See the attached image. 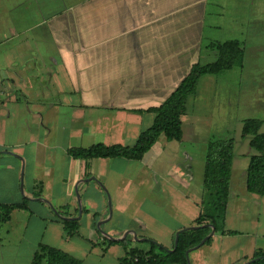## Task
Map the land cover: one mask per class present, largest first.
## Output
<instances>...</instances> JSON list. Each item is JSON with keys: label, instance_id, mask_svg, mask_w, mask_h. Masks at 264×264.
<instances>
[{"label": "crops", "instance_id": "0c3cea01", "mask_svg": "<svg viewBox=\"0 0 264 264\" xmlns=\"http://www.w3.org/2000/svg\"><path fill=\"white\" fill-rule=\"evenodd\" d=\"M211 1L0 0V214L4 205L27 204L0 220V264H31L42 245L71 253L65 246L74 248L75 235L94 246L103 242L107 251V240L124 239L107 229L116 210L122 212L109 191L143 185L145 176L167 197L180 193L187 207V221L169 227L173 243L167 249L175 247L178 232L210 227L187 250L189 263L248 264L264 252V195L247 189L251 157L261 153L251 135L243 136L248 166L234 162L233 154L222 229L195 223L212 140L191 114L189 100L200 82L186 101L181 140L162 134L140 160L69 154L98 143L134 145L154 123L149 109L161 105L194 64L218 58L209 45L223 18ZM186 142L203 146L200 177L197 153L183 148ZM243 183L245 195L237 189ZM64 219L79 222L72 235H66Z\"/></svg>", "mask_w": 264, "mask_h": 264}, {"label": "rangeland", "instance_id": "374dc122", "mask_svg": "<svg viewBox=\"0 0 264 264\" xmlns=\"http://www.w3.org/2000/svg\"><path fill=\"white\" fill-rule=\"evenodd\" d=\"M210 5L218 9V15L223 18V28L216 29L214 33L216 42L238 39L245 50L244 62L217 75L202 76L199 92L189 100L193 110L191 114L201 125L200 132L208 139L233 137L234 162L239 160L248 166L247 150L250 146L248 139L242 135L244 120H264V0H212ZM260 131H264V126ZM197 142H186L182 147L196 151V172L200 177L204 168L203 146ZM180 156L185 159L183 153ZM110 185L114 188L112 183ZM128 185L122 193L107 189L113 207L122 206V212L119 214L115 209L114 217L107 221V229L115 228L118 236H113L124 238L127 246L138 247L144 252L150 248L146 240L170 249L173 236L169 227L171 224L174 226L175 222L187 221L183 213L187 207L178 198L181 194L176 192L173 199L167 197L166 193L153 188V180L147 176L144 177L143 185ZM237 189L245 195L244 183ZM238 225L243 227L241 222ZM132 229L137 232L139 239L144 240H136V236L129 232ZM71 243L74 248L65 246V250H73V254H70L79 258L81 264H120V257L126 253L122 243L111 244L107 241V246L110 245L107 251L106 247L103 249V242L101 247L94 246L82 236H73ZM209 264L215 263L210 260Z\"/></svg>", "mask_w": 264, "mask_h": 264}, {"label": "trees", "instance_id": "16d2710c", "mask_svg": "<svg viewBox=\"0 0 264 264\" xmlns=\"http://www.w3.org/2000/svg\"><path fill=\"white\" fill-rule=\"evenodd\" d=\"M209 46L218 49V58L206 64H194L190 73L176 90L161 105L149 109L155 113L154 123L139 135L134 145L98 143L87 148H70L69 154L75 158L86 159L123 157L140 160L162 134L168 140H181L183 138L182 115L185 111L186 101L190 95L196 92L200 78L207 74H219L236 65H242L244 62L245 50L238 39L211 42ZM263 124V119L248 118L244 120L242 127V135H251V146L261 152L251 157L247 173L248 191L259 195H264V132L260 131ZM233 149V138L209 141L204 195L201 202L202 211L195 221L197 225L213 224L216 230H220L225 224ZM26 205V200L14 205H4L0 220L8 219L14 207L22 208ZM63 223L66 235H72L78 230L79 222L76 220L64 219ZM209 230L210 227H204L181 231L177 246L172 250L151 240H146L149 241L150 248L145 252L138 247L127 246L125 239L107 241L111 244L122 243L124 245L126 253L120 258V264H189L187 250L199 244L203 235ZM31 264H81V260L60 248L42 245L41 250L35 253ZM248 264H264V252L257 251L255 260Z\"/></svg>", "mask_w": 264, "mask_h": 264}, {"label": "water", "instance_id": "95a60500", "mask_svg": "<svg viewBox=\"0 0 264 264\" xmlns=\"http://www.w3.org/2000/svg\"><path fill=\"white\" fill-rule=\"evenodd\" d=\"M179 234H180V232H178V233H177V236H176V243H175V247L177 246V242H178ZM187 254H188V253H187Z\"/></svg>", "mask_w": 264, "mask_h": 264}]
</instances>
